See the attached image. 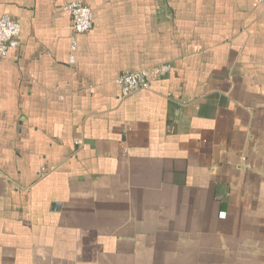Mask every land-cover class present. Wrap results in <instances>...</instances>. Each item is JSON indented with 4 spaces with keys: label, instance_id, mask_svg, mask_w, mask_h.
I'll return each mask as SVG.
<instances>
[{
    "label": "crops",
    "instance_id": "0c3cea01",
    "mask_svg": "<svg viewBox=\"0 0 264 264\" xmlns=\"http://www.w3.org/2000/svg\"><path fill=\"white\" fill-rule=\"evenodd\" d=\"M72 1L0 0V264H264V3Z\"/></svg>",
    "mask_w": 264,
    "mask_h": 264
},
{
    "label": "built area",
    "instance_id": "2783aa9c",
    "mask_svg": "<svg viewBox=\"0 0 264 264\" xmlns=\"http://www.w3.org/2000/svg\"><path fill=\"white\" fill-rule=\"evenodd\" d=\"M264 3V0H258ZM66 10L72 17L73 33L71 39V62L75 60L74 52L77 50V35L88 32L94 25V15L92 8L83 0H73ZM22 25L19 19L11 14L0 16V60L6 58L9 49L15 46L21 34ZM170 66L164 64L155 68H143L134 71H125L118 77L123 95H129L141 89L151 88V80L154 73L164 74L169 71Z\"/></svg>",
    "mask_w": 264,
    "mask_h": 264
}]
</instances>
